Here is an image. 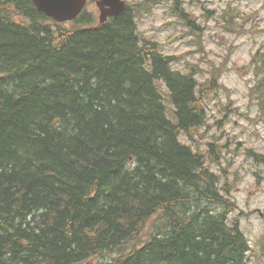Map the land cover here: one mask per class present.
I'll return each mask as SVG.
<instances>
[{
	"label": "trees",
	"instance_id": "16d2710c",
	"mask_svg": "<svg viewBox=\"0 0 264 264\" xmlns=\"http://www.w3.org/2000/svg\"><path fill=\"white\" fill-rule=\"evenodd\" d=\"M155 5L60 23L0 0V264H249L218 175L180 138L220 83L140 33ZM252 61L264 116V50Z\"/></svg>",
	"mask_w": 264,
	"mask_h": 264
},
{
	"label": "rangeland",
	"instance_id": "374dc122",
	"mask_svg": "<svg viewBox=\"0 0 264 264\" xmlns=\"http://www.w3.org/2000/svg\"><path fill=\"white\" fill-rule=\"evenodd\" d=\"M87 9L98 17L95 3L91 1ZM139 29L163 43L177 69L189 71L192 62L200 82L227 67L221 80L229 91L223 84L209 83L207 122L180 138L204 152L219 176L222 194L233 203L228 206L229 222L238 221L251 241V262L264 264V121L249 94L255 80L251 56L264 45V0H156L151 13L139 21ZM216 152L218 163L211 161ZM252 152L261 155L257 158ZM159 220L156 216L146 231L152 233ZM166 230L163 224L162 234ZM99 260L102 257L92 259Z\"/></svg>",
	"mask_w": 264,
	"mask_h": 264
},
{
	"label": "water",
	"instance_id": "95a60500",
	"mask_svg": "<svg viewBox=\"0 0 264 264\" xmlns=\"http://www.w3.org/2000/svg\"><path fill=\"white\" fill-rule=\"evenodd\" d=\"M37 8L54 18L65 22L74 20L84 10L88 0H33ZM101 11V22L109 16H117L126 9L125 0H97Z\"/></svg>",
	"mask_w": 264,
	"mask_h": 264
},
{
	"label": "bare ground",
	"instance_id": "6f19581e",
	"mask_svg": "<svg viewBox=\"0 0 264 264\" xmlns=\"http://www.w3.org/2000/svg\"><path fill=\"white\" fill-rule=\"evenodd\" d=\"M46 15V14H45ZM72 28V27H71ZM209 64V63H208ZM220 209V208H219Z\"/></svg>",
	"mask_w": 264,
	"mask_h": 264
}]
</instances>
